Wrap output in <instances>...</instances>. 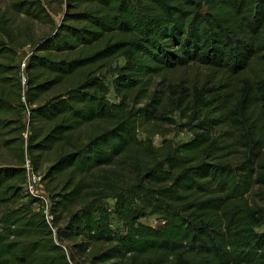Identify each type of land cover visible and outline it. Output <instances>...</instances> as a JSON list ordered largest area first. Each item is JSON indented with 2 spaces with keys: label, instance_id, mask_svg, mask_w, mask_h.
Returning <instances> with one entry per match:
<instances>
[{
  "label": "trees",
  "instance_id": "trees-1",
  "mask_svg": "<svg viewBox=\"0 0 264 264\" xmlns=\"http://www.w3.org/2000/svg\"><path fill=\"white\" fill-rule=\"evenodd\" d=\"M65 4L24 69L12 45L26 43L0 36V127L21 147L17 162L0 165V264H264V0ZM15 6L54 24L42 0ZM117 55L114 102L101 74ZM193 64L238 87L195 103L204 119L189 140L163 135L155 145L146 133L155 106L129 101L146 98L153 75ZM22 99L33 105L27 141L28 124L13 111ZM25 142L35 171L57 152L43 173L56 234L33 207L38 197L11 207L27 196ZM155 214L159 224L142 221Z\"/></svg>",
  "mask_w": 264,
  "mask_h": 264
},
{
  "label": "rangeland",
  "instance_id": "rangeland-1",
  "mask_svg": "<svg viewBox=\"0 0 264 264\" xmlns=\"http://www.w3.org/2000/svg\"><path fill=\"white\" fill-rule=\"evenodd\" d=\"M15 1L0 0V36H3L8 41L13 40L18 44L24 45L26 43V45L20 47L12 45L17 51L16 63L20 65L23 57L32 51V42L51 32L55 23L61 21L66 4L65 0H42L47 12L54 21V24H52L42 19H35L19 11L15 6ZM123 64V56L117 55L101 74L109 89V99L114 102L121 100V95L116 91V85L119 69ZM21 73L23 75L22 69ZM237 87L238 80L236 77L229 76L227 73L212 67L193 64L186 67L165 70L153 75L152 85L147 92L146 98L141 99L140 96H134L129 101V105L139 107L151 102L152 106H150V109H153V106H155L153 110L154 118L148 124L146 132L152 135L155 145H160L164 137L174 143H180L189 140L193 136L194 130L200 129L198 125L204 119V109L201 106H196L197 110L194 112L195 103L200 98H212L214 95H219L227 91H233L234 93ZM154 92H156V102H153L151 99ZM49 94L51 92L45 96ZM37 103H40V101ZM13 104L15 106V110L13 109L14 113L16 110L21 111L24 122L28 124V116L33 105L27 102L26 99H22V103L17 106L15 103ZM210 116H215L214 111H211ZM9 128L10 126L0 127V165L14 163L20 159L21 147L16 146L14 142L16 134L10 132ZM41 129L45 132L48 129V123H42ZM30 132L31 127L28 124L27 130L24 133L25 141H27L26 139H28ZM146 133L141 128L139 136L144 138ZM26 147L27 144L25 142L24 153L28 157ZM56 156L57 152L55 150L44 154L43 166L40 169L41 173L47 170V167ZM57 181L59 182V179L53 183L56 184L58 183ZM39 188H45L49 198L45 182ZM25 193L27 196L19 200L16 204H11V207L20 206L22 203L30 200V194L26 191ZM104 202L109 207H112L114 204L112 198H107ZM39 206V203L33 205L35 209H38ZM4 213L5 210H0V215ZM111 221L112 226L116 230H123L122 223L116 215H112ZM142 221L157 225L161 222V218L156 214L148 215ZM263 229L264 226L259 228V230ZM79 259L87 262L88 254L79 255Z\"/></svg>",
  "mask_w": 264,
  "mask_h": 264
},
{
  "label": "built area",
  "instance_id": "built-area-1",
  "mask_svg": "<svg viewBox=\"0 0 264 264\" xmlns=\"http://www.w3.org/2000/svg\"><path fill=\"white\" fill-rule=\"evenodd\" d=\"M30 54V53H29ZM29 54L23 57L21 67L24 69L27 64V59L29 57ZM23 83H26V75L23 72ZM26 167V181H25V188L26 191L32 195L36 196L40 199L39 208H41L42 212L46 216L49 224L51 225L52 229L54 230L56 234V228L52 225V219H53V213L51 210V200L50 197L48 198V195L46 193L45 188L40 189L39 187L43 185V173L40 171H35L32 167V163L29 159V157L25 158V164ZM38 208V209H39Z\"/></svg>",
  "mask_w": 264,
  "mask_h": 264
}]
</instances>
